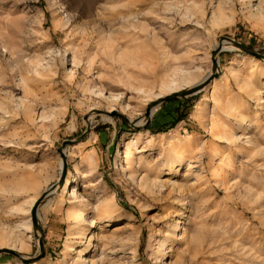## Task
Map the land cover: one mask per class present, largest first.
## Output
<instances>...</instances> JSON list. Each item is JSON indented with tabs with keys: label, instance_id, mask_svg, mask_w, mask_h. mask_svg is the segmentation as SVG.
<instances>
[{
	"label": "rangeland",
	"instance_id": "obj_1",
	"mask_svg": "<svg viewBox=\"0 0 264 264\" xmlns=\"http://www.w3.org/2000/svg\"><path fill=\"white\" fill-rule=\"evenodd\" d=\"M217 2L225 12L223 25L210 20ZM250 5L259 15L248 13ZM263 10L264 0H0V233L28 216L32 228L26 233L29 252H14L36 258L41 239L43 256L28 264H69L68 244L72 256L87 248V264H264V60L253 67L233 53L216 56L218 75L233 69L239 78L249 76L258 91L243 94L230 79L223 99L245 106L236 117L211 102L208 89L206 99L198 93L161 102L138 129L129 118L144 112L146 99L128 88L156 91L161 72L172 69L205 74L224 38L264 55ZM86 51L98 64L112 65L109 78L97 83L122 95L126 115L118 109L106 114L108 102L81 94L77 86L86 82V72L71 62L73 74L65 78L62 57ZM111 52L117 54L113 61ZM38 60L50 63L46 77L33 72ZM33 91L50 107L47 121L34 125L14 116L21 99L25 105L34 99ZM197 105L203 107L201 119L193 115ZM91 106L99 111L89 121ZM35 110L42 108L32 104L30 115ZM216 118L233 134L231 141L212 140ZM139 131H146L139 151L125 164L124 142ZM79 137L84 145L77 149ZM64 141L73 142L62 148L59 183ZM174 142L185 145L187 156L169 170ZM75 167L81 174L60 204L59 190L66 177L73 181ZM56 182L54 193L41 201V190ZM73 196L91 220L84 236L65 214ZM32 199L39 230L32 226ZM98 206H107L105 217H93ZM4 250L0 264H24Z\"/></svg>",
	"mask_w": 264,
	"mask_h": 264
},
{
	"label": "bare ground",
	"instance_id": "obj_2",
	"mask_svg": "<svg viewBox=\"0 0 264 264\" xmlns=\"http://www.w3.org/2000/svg\"><path fill=\"white\" fill-rule=\"evenodd\" d=\"M252 8H253L252 5H250L249 9H248V13H250V15L252 14L251 16H253V17H256V15H259V12L257 10L256 11L258 13H251ZM261 13H263V12H261ZM229 19L233 20V18H231V17H229ZM229 19H227V20L229 21ZM210 20H211V22L213 21L214 24L217 22L223 23L224 20H226L225 12H224L222 4L220 2H217L213 6L212 11H211V19ZM134 40H135V38H134ZM232 40L233 39L229 40V39L224 38V39L219 41V43L216 47V50L218 51L217 56L222 54V53H233L239 59L240 58L243 60L247 59V63L251 64L253 67L262 63V62H258L257 58L255 59L254 56L253 57L252 56L247 57L244 53L238 52L237 48H236V46H234ZM139 48H141L143 50V47L140 46ZM70 53H71L70 59H68L66 57V55H64L61 59V64L63 65V69H64L63 74L65 75V78L66 77L68 78L71 74H73L72 69L68 66V62H71L70 64L73 67H78L81 69L82 72H86V75H85L86 82L84 83V85L82 84V85L77 86L79 88V91L81 94H83L84 96H87L86 98L88 100H92L93 97H95V98H99V99H102V100L108 102L109 106H108V109L105 110L106 114L114 112L115 110L117 111V109H118L120 114L126 115L128 108H129V105L122 102V100H121L122 95L121 94H115L112 91L105 89L103 86L98 85L99 82L97 83V80L98 81L102 80L105 76L107 77V75L110 74L107 71H108V68L110 70H112L111 69L112 65L106 66L105 63L103 64V62L98 64L97 60L95 61L96 56L93 57L92 56L93 53H87V51L84 52L83 54H81L82 56L81 55L76 56V54H74V52H70ZM113 55L115 56L117 54L116 53L113 54L111 52L110 58L112 61L114 60ZM216 60H217L218 68L213 71L212 67H211V69L208 72H206L205 74L204 73L202 74L200 72L199 68L172 69L171 72H169V73L167 71H162L160 76H159L158 82H157L156 91H153L151 88H148L145 86H141V87H137V88L131 87V84H130V86L128 85L129 81H130V79H128V81L125 82L126 84L128 83L127 84L129 86L128 88L134 89L135 91H137L138 93L143 95V97H145V99H146V109L144 110V112L137 113V115L134 117H132V115H131V117L129 118L130 119L129 122H131L132 126L135 128L139 129V128L143 127L146 124V122L154 114H156L157 111L161 107L160 104L150 107L152 103L159 101L162 97H165L167 95H171L173 93H178L181 91L190 90V89L197 87L199 85H202V88L200 90H198L197 92L193 93L192 95L198 94V93H203V98L206 99V96L208 95L206 93H208V89H209L211 91V93H210L211 94L210 95L211 102L218 105L219 109L224 111V113H226L227 116H235L236 117L237 114H235V113L239 112V110L244 108L245 106L240 101H237V100L228 101L226 99H223L222 94H223L224 88H226L227 86L230 85V79L235 81V84L238 86L240 92L243 94L244 93L245 94L250 93V92H255L257 94L258 91H254V89L252 87L253 84H251L248 81L249 76H246V77L244 76L245 78L244 77L239 78V72L237 74V72H235L233 69L229 70V76L226 73H222L221 75H218V77L213 78L209 84L205 85L204 84L205 81L208 79V77L212 73L215 74V73H219L222 71V70L221 71L219 70V59L216 58ZM258 60L263 61L264 59H258ZM82 62H83V66H81ZM49 66H50L49 62L43 63V61L38 60L36 62V64L32 67V69H33V72L37 76L46 77V75H48V74L44 73V71H45V69L46 70L49 69ZM104 66H106V68ZM119 71H121V70H119ZM121 73H122V71H121ZM123 74H124V72H123ZM123 74H122V79H123ZM119 75L120 74H118V76ZM125 75H124L125 78H127V74H125ZM119 77H121V75ZM108 78H109V75H108ZM24 80H25L24 78L21 79L22 82H24ZM82 83H83V81H82ZM121 83H122V81H121ZM123 86H125V85H123ZM31 94H32L34 99H32V101L30 100V104H29L30 106L24 104V101H26V99H21V101H20L21 102L20 103V105H21L20 110L21 111H16V110L14 111L13 110L14 116H21L24 118L25 121L31 122V123H33V125L35 122H37L38 119H39L38 122L47 121L46 119L48 117V111H49L50 107L45 105L46 100L44 98L39 97L38 93H36L34 91ZM256 100H257V98H256ZM27 101H29V100H27ZM32 104H36L37 106L42 108L41 113L38 112L37 110H35L34 114L30 115V107ZM148 108H149V110L147 112ZM202 108H201V105L200 106L197 105L196 111H194V113H193V115L196 118H200V119L202 118ZM237 109H238V111H237ZM96 111H99V108H97L96 106H91L88 108V113H89L88 120L89 121H91L92 118H94L96 116ZM147 114H148V116H147ZM103 119H110V118L107 115H103ZM243 124H245V123L243 122ZM210 127H211L212 140L219 141V142H228V141H231L233 139V134L229 131V129L226 127V125H224L221 122L220 118L219 119L216 118V120H213ZM145 134H146V131L145 132L139 131V132L135 133L133 135V137H131V139L126 140V142H124V150L122 153H123V159L125 160V164L130 165V163L133 161V156H134L133 153L134 152L136 153L139 151L138 150L139 149L138 144L141 141H143ZM177 143L176 142L170 143V146H169V150L172 153H174V155H175L174 159L171 158L170 162L167 164L169 166V170H172V167H170L172 165L177 168L187 156V155L185 156V153H186L185 145L184 144H177ZM80 145H84V144L82 142H80V143L78 142V143H76V145H74V147L78 149V148H80ZM190 155H192V154H190ZM222 160L223 159H221V161ZM63 163H64V161L61 159L59 162V167H58V169L60 171L62 169ZM74 172H75V174H74L73 181L70 182L68 177H66L62 188L59 190L58 200H59L60 204H63L66 195L68 193H70L69 187L72 184H75L77 182L76 177L81 174V171L78 167L77 168L75 167ZM214 173L216 174L217 170H215L213 172V174ZM217 174L219 175V173H217ZM217 174L215 176H217ZM147 179L144 180V182H143L144 184H148ZM147 187H149V186H147ZM56 189H57V182L52 183V184L48 185L46 188L42 189L40 196H39V197H41V201H44L45 199L49 198L54 193V191ZM35 201H36V199H32L29 211L33 207ZM47 203H48L47 206H51V198L48 199ZM82 207H83V205L78 204V202H77V196H73V199L70 202V206L66 209V212H65L67 220L71 221L70 223H73V224L78 226V229L76 228L77 229L76 234L79 236L85 235L84 232H81V231H83V227L85 228L86 226L91 225V223H90L91 220L89 218H87L88 213L85 214L84 209ZM59 209H61V208H59ZM94 210H95V213H94L93 217H96V218H103L107 214V206H98ZM35 213H36L37 219L41 218L39 211L37 210V207H36ZM27 219H28L27 222H23V223L15 225L8 232H1L0 233V249H5V250L7 249L10 251H16L18 253L29 252L30 247H31L30 246V239L28 236L26 237V233L31 232V229H32L31 228V216H28ZM70 235H73V234L68 235V237L72 239V236H70ZM75 237H77V236H75ZM86 249L87 248H85L82 251H78V253H76L75 255L72 256L74 249L72 247V244H68L65 248L64 254L66 255V257H69L71 259V262L69 264H87L86 259L83 258V252H86ZM85 255H88V254L85 253Z\"/></svg>",
	"mask_w": 264,
	"mask_h": 264
},
{
	"label": "water",
	"instance_id": "obj_3",
	"mask_svg": "<svg viewBox=\"0 0 264 264\" xmlns=\"http://www.w3.org/2000/svg\"><path fill=\"white\" fill-rule=\"evenodd\" d=\"M225 39H229V38H225ZM222 40V39H221ZM230 40V39H229ZM234 46H236V48L240 49L241 51H243L244 53L246 54H249L251 56H254L255 58L257 59H264V55L262 54H259L257 53L256 51H254L251 47H248V46H245L243 44H241L240 42H237V41H234L232 40ZM217 53L218 51L215 50L213 53H212V70H216L218 68V64H217V60H216V56H217ZM215 77H218V73H212L208 79L205 81V85L209 84L213 78ZM202 88V85H199L197 87H194L190 90H186V91H181V92H178V93H173L171 95H167L165 97H162L159 101L157 102H154L151 104L150 107L152 106H155V105H158L160 104L161 102H165V101H169V100H173L177 97H185V96H188V95H192L193 93L197 92L198 90H200ZM149 107V108H150ZM149 108L147 109V112L149 110ZM148 116V114H147ZM82 137H79L78 139H76V141H74L75 143H77L78 141L81 140ZM73 141H64L63 144H62V147L61 149H59V152H60V155L64 161V153L62 152V148H64L67 144H71ZM62 174L60 176V179H59V183L62 182L63 178H64V171H65V166H64V163H63V167H62ZM36 205L33 207L32 209V226L34 228V230H39V226H38V222H37V218H36ZM39 250H40V253L39 255L36 257V258H33V259H24L23 257H21L20 255L16 254L14 251H10V250H4L2 252H5V253H9L11 255H14L16 257H18L20 260H22V262L24 264H28L30 263L31 261L33 260H36L40 257L43 256V248H42V243H41V239H39Z\"/></svg>",
	"mask_w": 264,
	"mask_h": 264
}]
</instances>
